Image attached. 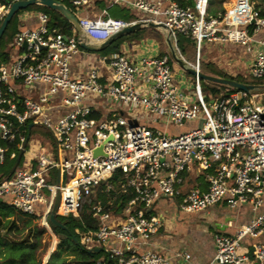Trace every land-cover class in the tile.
<instances>
[{"label":"built area","instance_id":"1","mask_svg":"<svg viewBox=\"0 0 264 264\" xmlns=\"http://www.w3.org/2000/svg\"><path fill=\"white\" fill-rule=\"evenodd\" d=\"M15 1L0 0V22ZM59 1L70 5L83 37L68 19L61 25L35 10L30 17L37 25L19 27L15 54L0 62V139L6 142L0 163L6 155H23L22 166L0 181V198L49 231L44 257L53 248L42 264L58 262L53 254L60 240L49 221L57 192L55 216L86 226L87 213L96 227H77L76 242L106 252L108 264H264V92L225 87L207 101L199 78L186 80L168 54L148 48V38L98 61L85 51L81 69H71L82 40L102 43L125 25L151 21L164 27L176 49L177 35L195 41L197 59L190 66L196 70L205 42L237 43L251 55L241 75L263 78L264 38L257 36L264 31V13L253 0H230L217 15L208 14L210 0H193L192 6L181 0ZM97 4L130 7L144 16L112 18ZM185 120L197 125L178 134L159 127ZM35 125L47 128L51 142L31 137ZM50 170L55 183L45 181ZM201 174L204 184L190 182ZM162 196L178 200L187 214L224 201L254 213L246 222L228 223L232 232L215 231L214 254L199 263L186 250L152 246L167 224L153 211ZM70 263L77 264H62Z\"/></svg>","mask_w":264,"mask_h":264},{"label":"rangeland","instance_id":"2","mask_svg":"<svg viewBox=\"0 0 264 264\" xmlns=\"http://www.w3.org/2000/svg\"><path fill=\"white\" fill-rule=\"evenodd\" d=\"M230 0H210L209 6H208V14L209 15H217L222 10H226L228 7V2ZM256 3V8L264 13V0H253ZM70 7V5H68ZM101 8L104 7V4L100 5ZM71 8V7H70ZM106 16L112 17V18H121L123 20L130 21L132 19L139 20L142 16H144L139 10L133 9L130 7L120 6V5H111L106 6ZM72 9V8H71ZM35 10H44L47 11L50 15L58 13L57 10L50 9L42 4L38 3H32L24 8L18 10L9 21L5 31L3 32L1 38H0V62L6 61L7 58H10L15 54L16 50L14 49V34L18 30V28L21 25H25V17L27 16V20L32 18L30 17V14L33 13ZM78 15V14H77ZM21 17V18H20ZM26 20V22H27ZM64 23L65 20H62ZM257 37H263L264 38V31L260 32V34ZM145 38H148L146 40V44L149 45L148 48L155 47L156 49H159L160 52L166 53L169 55V62L173 64L174 67H178V63L170 56L171 50L167 48V45L165 43V32L162 29H156L153 27H142L139 30H137L134 33L123 35L116 40H114L111 44H109L106 48L99 51H90V55L95 57V61H98L99 56L107 53L112 52H119L120 46L125 43L129 44V50L131 49L132 43H138L140 44L141 40H144ZM155 39V40H154ZM177 41V48L173 47V50L175 51V54L179 57H183V59L190 63V65L196 63V53H195V41L191 38L177 35L176 37ZM206 43L203 44V46L200 49V58H199V69L200 71L210 74V75H219L221 77H232L238 81H243L246 83L254 84V85H264V77L263 78H253V77H245L243 78L240 74L241 69H238L237 72L234 74H228L224 71H222L218 65L220 63H223L225 66L231 64L234 59L238 58L232 53H235L236 51H242L245 53L244 58L246 59L247 53L244 48V46L237 44V43H211L209 44L210 48L206 47ZM144 46V42L141 44ZM153 45V46H152ZM224 47L228 50V53L231 52V54H220L218 52L219 47ZM83 50V48H82ZM224 55V56H223ZM223 57V58H222ZM220 60V62H218ZM225 60V61H224ZM218 63V64H217ZM184 72V76L186 80L188 79L190 82L194 80V75L191 73H188L187 71L183 70L182 68H179ZM243 69V68H242ZM200 84L202 87V91L204 94L205 100L209 101L210 99L217 96L218 92L220 90L224 89V85L218 84L215 82H211L205 79L200 80ZM263 86L260 87V89H257L261 92H264ZM230 91H238L234 88H230ZM264 103V98H263ZM197 125V121L195 120H185L181 126L170 124L167 128L164 126H159L162 130L166 129L169 133L172 134H178L184 131H187ZM32 138H40L44 143L51 142L50 133L48 132L47 128H45L43 125H35L32 128L31 132ZM22 165H19L21 167ZM11 168V166H7V164L4 166L5 170H8ZM195 179L192 180H199L203 181V174H201L199 177H194ZM114 178L109 179L110 182H114ZM45 181L48 183H55L56 177L54 170H50L47 172ZM204 182V181H203ZM203 188H206L205 186ZM224 208L226 209H233L236 213L237 209L240 208V206H237L235 208H230L226 205L225 201L219 202L218 204H215L211 206L210 208ZM244 207L242 212L244 215L249 212L250 207L247 205H242ZM42 205L37 204L35 205L36 211H41ZM164 209H167V211H164ZM153 211L156 214H160L161 217H163L165 223L168 222V220H171V222L175 223H181L182 225L185 224H199L203 226V223H207L209 225H205V228L207 232H212V226H211V220H213L210 216H208L205 212H199L196 214V219H192V214L184 213L179 209L178 206V200H173L170 197L162 196L159 199H157L153 204ZM180 216V217H179ZM194 216V214H193ZM171 217V219H169ZM56 218L58 220H62L65 217H61L59 215H56ZM75 218V217H73ZM72 216L67 218L69 220V226L73 232L76 233V226L75 221L73 220ZM66 219V218H65ZM81 222V221H80ZM82 224V223H81ZM83 225V224H82ZM86 227L85 225H83ZM166 228V227H165ZM165 228L163 231H165ZM79 229V227H78ZM57 236L60 240V247H58L57 253H54L53 256L58 258L57 263L53 264H61L59 262V258L64 255L68 250L70 249L71 239L68 238L65 233L59 232L57 230H54ZM162 231V232H163ZM214 231L212 232V234ZM50 237L49 231L46 230L44 227L38 223V219L34 216L26 215L18 211L17 209H7L3 208L2 212L0 211V264H4L6 259L12 258L13 256H16L19 252H21L24 249H30L32 250V253L34 255V261L37 264H42V260L44 258L45 250L47 248V241ZM212 238V236H211ZM98 260H105L107 258L106 252L100 250ZM53 257V258H54ZM72 258H67L65 261H70ZM45 261V260H44ZM50 264V263H49Z\"/></svg>","mask_w":264,"mask_h":264},{"label":"crops","instance_id":"3","mask_svg":"<svg viewBox=\"0 0 264 264\" xmlns=\"http://www.w3.org/2000/svg\"><path fill=\"white\" fill-rule=\"evenodd\" d=\"M63 3L67 6L68 10L71 9L68 6L69 4L67 2L64 1ZM97 5H98V7L100 6L99 4H97ZM58 13H60V12L58 11ZM61 16H62L61 19L66 21V18L62 14H61ZM26 18L27 17H25V21H24L25 25H21V26L33 27V26L37 25L38 20L35 17H32L28 20ZM26 20H27V22H26ZM62 20L59 23L61 25H64ZM156 29H158V28H156ZM165 43H166V40H165ZM166 45H167V43H166ZM132 46H133L132 48H135L134 44ZM123 47H125V49H129L128 44L123 43L120 46L119 51L122 50ZM206 47L210 48L208 45ZM82 48L80 49L81 51L74 57V59L71 62V69L74 72L75 71L78 72L81 69V61L83 60V57L86 55L85 51H88L84 48L82 50ZM167 48H168V46H167ZM88 52H90V51H88ZM218 52L220 54H223V53L227 54L228 50L222 46V47H219ZM246 53H247V51H246ZM228 54H231V52ZM232 54L238 58L234 59L231 64L228 63L227 66H225L223 64L224 62L220 63L218 65V67L222 71L225 70L224 72H226L228 74H234L235 72L238 71V69H241L240 74H239V75H241L243 73V69L248 64L249 59H250L249 57H251V55L249 53H247L246 54L247 57L245 59L244 58L245 53H243L242 51H239V52L236 51L235 53H232ZM199 58H200V56H199ZM218 62H220V60ZM188 64L190 65V63H188ZM179 68H181V67L179 66ZM179 68L177 71H181V69H179ZM217 76H219V75H217ZM242 77L245 78L244 76H242ZM230 78H232V77H230ZM241 82H243V81H241ZM244 83H246V82H244ZM224 86L228 87L229 89L232 88L230 86H226V85H224ZM261 86H263L262 88H264V85H259V86L256 85L255 89L247 91V92L258 91L257 89H260ZM0 141H2L4 143L3 140L0 139ZM1 145H5V144H1ZM22 160H23L22 153H19L18 156L15 157L14 159L10 158L8 155H6L4 158V161L2 163H0V181L4 178H7V177L13 175L14 170L19 165H21ZM6 164H7V166L10 165L11 168H9L8 170H5L4 166ZM193 179H195V178L192 177L190 182H192ZM202 183L204 184L203 181H202ZM204 186L205 185H203L202 187H204ZM243 208L244 207L240 206V208H238L236 213H235V212H233L234 211L233 209L232 210L231 209L224 210V208L222 209V208H215V207L210 208L209 207L207 209V211H204V212L213 219V220H211L212 232L213 231L215 232L217 230H221L223 232H232L233 228L229 227L228 223H230V222L236 223V224L237 223H243V222L248 221L253 216L254 212L252 211L251 208L249 209V212L245 215L242 212H240V210L242 211ZM164 211H167V209H164ZM193 214H194V216H193ZM193 214L191 215V217H193L192 219H194V218L196 219L195 215L198 213H193ZM169 219H171V217H169ZM206 224L207 223H203V226H201L199 224L182 225L181 223H175V222H171V220H168V222L165 226L166 227L165 231H163V233H159V234L152 237V239H151L152 246L156 249H164V250L166 249V250L171 251V252H174L176 250H186L190 253L191 260L199 262V263L205 262V261L209 260L212 257V255L214 254V243H213V240L211 238L212 232L211 231L207 232V230L205 228ZM207 225H209V224H207ZM89 251L91 252V250H89ZM98 261H104V260H98Z\"/></svg>","mask_w":264,"mask_h":264},{"label":"water","instance_id":"4","mask_svg":"<svg viewBox=\"0 0 264 264\" xmlns=\"http://www.w3.org/2000/svg\"><path fill=\"white\" fill-rule=\"evenodd\" d=\"M36 1H39L41 4L45 5L46 7L50 8V9L59 11L66 19L71 21L76 26V29L79 33V36L81 38L83 37V31L80 28V26L78 25V22H77L75 16L68 10L67 6L62 1H59V0H17V1L12 3L8 12L5 14V16L3 17V19L0 22V38L3 34V32L5 31V29L9 23V21L11 20L12 16L18 10L24 8L25 6H27L29 4L35 3ZM143 26L153 27V28H158V29L164 30L163 26L158 25L156 23H153L151 21H147L145 24H143L142 22H136L133 24H128V25L123 26L121 29H119L118 31L111 34L102 43H98V44L89 43L87 40H82L80 42V46L83 47L84 49L88 50V51L103 50L104 48H106L109 44H111L117 38H119L123 35L134 33L135 31L139 30ZM165 40H166L168 48L171 50L170 54H171L172 58L178 63V65L182 69L187 71L188 73H191L194 76H197L200 80L205 79V80L215 82L218 84L230 86V87H232L236 90H239V91H246L247 92V91L255 89L256 85H254V84L244 83V82L238 81V80H236L234 78H230V77H220V76H216V75H210V74H206L200 70H196L195 68L190 66L185 60H183V58H181L175 54V51L173 50L174 46L170 41L169 35L165 36ZM31 125L32 124H29V127ZM57 181H58V179H57ZM1 201L2 200L0 198V202ZM58 203H59V193L57 192V194L54 198V202H53L50 214H49V221H50L52 226L65 229L66 227H65L64 221H60L55 217V212H56ZM91 251L96 253V252H100V249L99 248H93ZM107 262H108V260H107Z\"/></svg>","mask_w":264,"mask_h":264},{"label":"trees","instance_id":"5","mask_svg":"<svg viewBox=\"0 0 264 264\" xmlns=\"http://www.w3.org/2000/svg\"><path fill=\"white\" fill-rule=\"evenodd\" d=\"M181 3L183 5L192 6L193 0H181ZM51 16L55 20H57L58 22H60L62 20L61 19L62 16L60 13L52 14ZM1 144H6V142L3 143L2 141H0V145ZM3 208L12 209L11 206H9L5 202L1 201L0 202V211L1 212H2ZM65 218L63 219L65 227H66L65 229L52 226L54 228V230H57L59 232L67 234L66 236L71 239L70 249L68 250V252H66L64 255H62L59 258V262L62 264V263H64L63 261L66 260L67 258H72V261H75L77 264H108L106 259L104 261H98V256H99L98 252H96V253L92 252V251L90 252L87 249H84L83 247H81L76 242L78 236L75 235V232H73L69 226V220L67 219L69 217H65ZM82 218L86 223V227H84L81 224L79 219L73 218L76 226H78L80 230H84L87 227H91V228L96 227L94 225L93 220L87 215V213H83ZM52 248H53V246L50 247L49 252ZM49 252H47V254L45 255L44 260H46ZM4 264H36V263L34 261V255L32 253V250L24 249L21 252H19L18 254H16V256H13L12 258L6 259ZM70 264H72V263H70Z\"/></svg>","mask_w":264,"mask_h":264}]
</instances>
